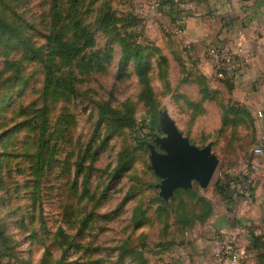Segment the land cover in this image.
I'll list each match as a JSON object with an SVG mask.
<instances>
[{
  "label": "rangeland",
  "instance_id": "obj_1",
  "mask_svg": "<svg viewBox=\"0 0 264 264\" xmlns=\"http://www.w3.org/2000/svg\"><path fill=\"white\" fill-rule=\"evenodd\" d=\"M62 1L60 21L66 38H78L72 33L78 19L91 37L79 41L78 60L61 68L70 75L74 90L64 93L51 86L46 97L45 63L22 44L32 38L33 48L48 53L39 30L50 23L52 0H0V10L11 14L22 29L20 37L0 31V264H138L129 249L143 251L149 264H160L156 252L166 237V225L173 223L181 203L189 208L194 204L188 196L165 201L167 206L157 202L161 180L151 171L149 147L162 152L155 144L164 135L159 127L162 115L173 118L192 144H214L220 160L214 179L204 191L194 185L208 198L226 173L227 161L250 157L259 143L257 129L253 120L238 114L242 121H234L232 139L241 143L240 150L225 149L224 140L230 136L219 133L221 111L208 98L211 82L159 45L144 13L143 22L134 27L137 40L162 48L148 52L150 95L134 64L120 66V39L96 33L95 18L86 11L89 0H80L76 10ZM104 1L98 5L107 3L119 18L128 11L127 0ZM161 53L171 57L166 64L160 62ZM106 103L126 118L134 117L137 128L117 130L102 118L97 105ZM44 106L50 147L40 163L35 155ZM39 167L43 176L38 180Z\"/></svg>",
  "mask_w": 264,
  "mask_h": 264
},
{
  "label": "crops",
  "instance_id": "obj_2",
  "mask_svg": "<svg viewBox=\"0 0 264 264\" xmlns=\"http://www.w3.org/2000/svg\"><path fill=\"white\" fill-rule=\"evenodd\" d=\"M134 4L140 14L147 16L159 45L182 59L186 67L197 68L211 82V91L215 92L211 102L219 114L221 111L218 127H222L221 105L238 109L245 118L253 120L259 142L250 150L248 159L241 156L236 162L227 161V165H235L232 170L227 166L226 173L239 180L238 187L231 184V189H237L239 194L229 201L214 186L211 198L202 192L213 206L211 218L186 230L172 223L168 238L156 252L160 264H216L215 250L227 236L236 237L239 242L245 257L240 264H264V155L253 153L264 142V119L258 117L259 112H264V0H193L191 7L174 11L181 24L176 14L172 16L167 0H134ZM207 45L224 50L233 62L235 73L229 85L212 80V68L205 54ZM234 114L230 113L229 119H234ZM176 126L185 135L177 123ZM225 134L230 136L224 140L225 149L240 150L241 143L232 139L234 130L229 127ZM210 144L217 156L214 144ZM254 176L258 178L257 187L245 192L243 185Z\"/></svg>",
  "mask_w": 264,
  "mask_h": 264
},
{
  "label": "trees",
  "instance_id": "obj_3",
  "mask_svg": "<svg viewBox=\"0 0 264 264\" xmlns=\"http://www.w3.org/2000/svg\"><path fill=\"white\" fill-rule=\"evenodd\" d=\"M66 4L70 8L78 9V5L80 0H64ZM100 0H89L88 5L86 6V11L91 13L95 18V26H96V33L101 32L107 35H116L120 40L119 44L122 50V58L120 62V66L124 69L131 64L135 65V72L140 79V82L145 84V92L147 94H151L152 90L149 87V75L152 68L151 64V57L148 54L149 51L151 52H160L161 49L157 48L156 46L150 47L145 46L137 40V36L135 35L137 30L134 28L138 25L139 22H143V18L140 13L135 11L134 5L132 0H127V8L128 11L122 18H119L118 13L115 10H112L107 3L98 5ZM104 1V0H101ZM85 2V0H84ZM105 2V1H104ZM167 3L172 7V16H175L177 11V6L175 5V0H167ZM63 1L62 0H52L51 2V10L49 25L46 27V30H39V33L42 34V38L48 43V53L46 55L42 54L41 48H33L32 38L23 40V46L26 49H32V53L34 56L39 55L41 57L42 62L45 63L43 66L45 69V95L46 97L50 94V87L54 86L55 90H62L64 93L69 92L71 93L74 90L72 82L70 80V75L67 74L65 70L61 71L63 65L73 64L81 54L79 48V41L81 39H87L91 37V34L87 33L83 23L78 19L75 21L73 26V34L78 38H66L65 30L66 28L61 24V9H62ZM81 5V4H80ZM133 5V6H132ZM61 10V11H60ZM81 11L78 10L77 14H80ZM178 24H181V19L178 18L176 14ZM0 31L7 35L13 36L16 34L18 37L22 34V29L20 28L18 22H14V18L11 14H8L4 10H0ZM123 32V33H122ZM79 34L81 37L79 38ZM162 52V51H161ZM189 60L190 57L188 56ZM96 59L100 60V57H96ZM160 62L166 64L169 62L168 58L161 53V57L159 58ZM183 63V61H182ZM184 65V64H183ZM185 66V65H184ZM193 68V67H192ZM199 76L203 78L209 84V81L197 72ZM234 76H227L224 80L219 81L220 83L229 85L231 79ZM142 84V83H141ZM53 89V90H54ZM145 94V93H144ZM214 91H209L208 98L211 100V97L214 96ZM194 104V103H192ZM103 107L100 105L97 107L100 109L101 117L108 118L115 126L117 130L128 129L134 130L137 128L136 121L134 117L130 116V118H126V115H122L118 111H115L113 108L110 107L108 103L102 104ZM222 110V127L219 133L225 134L229 127L233 128L235 132V120L239 119V115H242V119L249 120V116L245 118V115L242 114L241 111L237 109L234 110L233 108L226 109L224 106L221 105ZM235 111V112H234ZM46 112L47 108L44 106L43 111L41 113V122L39 124V140L37 141L38 150L35 158L40 161V163L44 162L46 157L45 153L46 150L50 147V134H48L49 130V123L46 119ZM234 114V119H229L230 113ZM244 116V117H243ZM195 116L192 114V120H194ZM242 121V120H241ZM151 125L156 127L158 126L156 122L152 121ZM50 156L53 157L51 153ZM122 169V164L119 165L117 168L118 173ZM152 173L154 174L153 170L151 169ZM38 180L43 176V169L40 167L36 170ZM155 175V174H154ZM156 176V175H155ZM157 177V176H156ZM158 178V177H157ZM245 180V178H244ZM234 183L239 185L238 179H231L230 175L227 173L221 174V176L216 180L214 183L215 191L224 199L231 201V198L234 195H238V190H232L231 184ZM238 187V186H237ZM183 196H188L191 201L194 202L193 207H188V205L181 203L180 208L175 211L176 216L174 217L173 224L177 228L186 230L195 227L197 224H205L212 215L213 206L210 201H208L204 196L199 194L195 188L192 190H179L175 193L174 198L179 199ZM193 199V200H192ZM157 202L162 203L164 206H167L165 200L159 196H157ZM172 227V223L167 224L165 227V239L168 238L169 231ZM4 235V234H3ZM1 235V236H3ZM163 240V241H164ZM163 241H160L158 247L163 244ZM6 242V241H5ZM67 243V242H65ZM71 247L73 244L72 242L68 244ZM169 245V244H168ZM69 247L64 250V253L67 254ZM145 247L147 245L145 244ZM128 254L132 255L136 260L134 263L138 264H149L148 258L143 251L135 252V249H129ZM136 261V262H135Z\"/></svg>",
  "mask_w": 264,
  "mask_h": 264
},
{
  "label": "water",
  "instance_id": "obj_4",
  "mask_svg": "<svg viewBox=\"0 0 264 264\" xmlns=\"http://www.w3.org/2000/svg\"><path fill=\"white\" fill-rule=\"evenodd\" d=\"M165 135L155 140L162 152L150 146L151 169L161 180L160 197L169 202L179 190H191L197 184L207 189L219 168L220 160L212 145L200 148L191 143L168 114H163L159 124Z\"/></svg>",
  "mask_w": 264,
  "mask_h": 264
},
{
  "label": "built area",
  "instance_id": "obj_5",
  "mask_svg": "<svg viewBox=\"0 0 264 264\" xmlns=\"http://www.w3.org/2000/svg\"><path fill=\"white\" fill-rule=\"evenodd\" d=\"M193 4V0H175V5L178 10L189 8ZM181 33V31H180ZM206 59L212 68V80L219 82L224 80L227 76H234V64L230 60L229 55L222 49L212 45H207L205 48ZM259 119H264V112L258 113ZM255 155H264V142L254 149ZM258 185V178L251 177L243 185L242 189L245 192L251 190ZM245 257L241 251V247L236 237L227 236L223 238L214 253V260L216 264H240Z\"/></svg>",
  "mask_w": 264,
  "mask_h": 264
},
{
  "label": "flooded vegetation",
  "instance_id": "obj_6",
  "mask_svg": "<svg viewBox=\"0 0 264 264\" xmlns=\"http://www.w3.org/2000/svg\"><path fill=\"white\" fill-rule=\"evenodd\" d=\"M163 137H164V135H163Z\"/></svg>",
  "mask_w": 264,
  "mask_h": 264
}]
</instances>
